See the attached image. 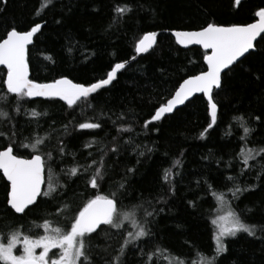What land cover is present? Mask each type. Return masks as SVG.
<instances>
[{
    "label": "trees",
    "instance_id": "trees-1",
    "mask_svg": "<svg viewBox=\"0 0 264 264\" xmlns=\"http://www.w3.org/2000/svg\"><path fill=\"white\" fill-rule=\"evenodd\" d=\"M41 5L42 0L0 2V38L12 26L26 31L35 23L43 24L29 47L32 80L50 82L68 77L89 85L106 78L115 63L127 61V67L112 85L77 106L68 107L59 99H29L20 101L17 114L11 96L8 102H0V108L12 117L10 122L0 118V131L7 132L14 125L16 144L34 142L37 137L45 140L40 152H50L52 157H45L46 181L57 189L52 197L41 196L39 207L33 206L26 215H14L6 205L9 186L0 174V235L17 227L24 234L40 235L43 228L35 225H43L45 220L67 229L71 216L95 191L85 187L87 176L97 166L92 164L95 159L104 165L101 194L116 191L118 182L124 181L123 205H143L137 218L149 221L153 235L146 244L138 243L145 253L162 250L152 257L153 264H160L163 257L165 264H171V258L192 264L216 256L212 219L219 193L230 199L256 236L239 233L226 239L228 252L214 264H264V159L258 156L247 165L243 163L246 149L264 148L261 37L253 51L223 74V87L213 94L218 104L217 123L210 130L205 131L211 119L204 95L147 129L142 127L183 80L207 69V51L198 46L181 47L170 31L201 29L208 23L249 24L257 19L255 13L264 9V0H241L239 7L234 6V0H53L37 16ZM124 5L132 11L121 16L116 8ZM148 32L159 33L157 44L137 56L136 46ZM6 71L0 69V93L6 89ZM32 110L41 115L32 117ZM121 114L124 120L118 119ZM83 122H99L102 128L79 130L77 125ZM129 126L133 132L119 131ZM244 127L252 131L246 135ZM8 143L0 137V149ZM89 144L91 147H86ZM61 146L63 153L59 152ZM112 148L118 151L112 152ZM14 151L29 157L32 149L14 146ZM77 164L89 171L70 178L68 170ZM129 168H135V173L127 172ZM166 172L171 173L167 181ZM172 186L175 194L170 191ZM236 187L254 190L233 196ZM65 204L69 207L61 213ZM161 208L163 211H158ZM146 211L155 214L146 217ZM122 231L126 234L134 228L125 223ZM93 236V264H108L119 249L120 236L114 229ZM143 259L132 246L124 258L125 264H143Z\"/></svg>",
    "mask_w": 264,
    "mask_h": 264
},
{
    "label": "snow or ice",
    "instance_id": "snow-or-ice-1",
    "mask_svg": "<svg viewBox=\"0 0 264 264\" xmlns=\"http://www.w3.org/2000/svg\"><path fill=\"white\" fill-rule=\"evenodd\" d=\"M0 2L7 4L8 0H0ZM52 3L53 0H42L41 8L37 10L36 15H41L43 10ZM240 5L241 0H234V6L239 7ZM131 11L132 9L127 5L116 8V12L121 16ZM255 16L259 18L258 22L246 25L223 26L208 23L197 31H176L175 36L178 38L179 44L184 46L202 45L204 49L211 50V53L205 56L207 70L186 79L174 96L166 104L159 107L154 115L143 123L142 127L147 129L149 125L160 121L164 114L172 113L178 105H183L185 101L197 93L206 95L210 111L211 122L205 131L215 126L218 118V104L213 98V93L214 90H220L223 87L222 73L226 76L227 72L225 70H233L232 66L241 61V57H244L246 53L255 47L254 42L258 36L264 41V35H262L264 34V9L257 11ZM42 28V23H35L26 31L17 30L12 26L6 30L5 36L0 38V65L5 66L7 69L6 78L3 81L6 89L0 93V102H8L11 96L17 114L20 112V101L22 100L34 98L54 100L58 98L66 102L68 107H73L77 106L78 102L89 101L90 97L94 99V94L106 88V86L112 85L113 81L117 79V74L127 67V62L115 63L111 71L107 73L106 78L87 86L74 83L67 78L54 80L51 83H38L29 79V45L34 43V37L41 32ZM156 36L157 33L155 32L146 34L137 44L136 52H147L155 42ZM40 115L41 113L35 110L31 111V116L34 118ZM0 118L9 122L12 119L10 114L2 108H0ZM118 119L124 120L125 117L121 114ZM239 119L242 120L243 118ZM256 119H259V117H256ZM77 127L79 130H98L102 128V124L99 122H83L79 123ZM119 131L130 133L134 129L129 126L121 128ZM251 131L252 129L244 127L246 135ZM16 134L14 125L7 132L0 131V137L9 141L3 149H0V170L3 171V175L10 182V189L6 192L8 209L14 215H26L32 211L33 206L39 207V197H52L57 189L53 187L51 181L45 180V157L48 160L52 158L50 152L45 154L40 152V146L45 143V140L37 137L34 142L16 144L14 140ZM127 143H131V141H127ZM14 146L17 148H31V158H22L15 154ZM86 147H91V144L86 145ZM110 150L112 152L118 151L116 148ZM63 151L64 149L61 146L59 152L63 153ZM143 154V152L139 153L141 156ZM258 156L264 159V148L246 149L243 154V163L247 165L250 160H255ZM176 163L179 165V161ZM92 164L97 166L87 176L85 187H90L95 191L93 196L87 199L78 211L71 216L67 229L54 226L52 221L45 220L43 225H35L37 228H43V235L36 237L25 235L20 227L9 231L5 235H0V262L2 264H93L91 258V242L95 239L93 234H96V236H99L101 232L107 234L109 229H114L115 233L120 236V246L114 257L109 258L108 264H125L124 258L130 251V246L134 247L144 258L143 264H153L152 257H155L162 250L156 248L152 253H145L138 243L143 241L146 244L153 235L151 228L148 227L149 221L147 219L140 221L137 218V211L142 209L143 205L137 204L127 208L123 205V197L126 195V183L124 181L118 182L116 191L101 194V182L104 181L105 176L104 165L102 161L97 162L95 159H93ZM88 171V167L77 164L68 170V175L70 178L77 177ZM135 171V168L127 169L129 173H135ZM170 175V172H166L165 181L168 180ZM229 179L232 178L229 177ZM45 184H47V191L42 192V186ZM66 187L64 186L65 189ZM252 190L254 188L242 189L236 187L232 194L236 196L237 193L243 194L245 191ZM170 191L175 194V187L172 186ZM68 207L65 204L60 212L64 213ZM158 211L162 212L163 209L161 208ZM154 214L153 211L145 212L146 217H152ZM220 221H226V223H220ZM125 223H130L134 231H127L125 234L122 231ZM212 223L218 225L215 235L216 256L208 264H214V261L220 255L228 252V246L224 242L225 238H235L239 233L256 236V232L246 225L239 214L235 212L229 213L228 217L213 220ZM17 247L21 249L20 255L15 254ZM37 249H42L39 255L36 254ZM52 249L59 250L58 257L49 256Z\"/></svg>",
    "mask_w": 264,
    "mask_h": 264
},
{
    "label": "rangeland",
    "instance_id": "rangeland-1",
    "mask_svg": "<svg viewBox=\"0 0 264 264\" xmlns=\"http://www.w3.org/2000/svg\"><path fill=\"white\" fill-rule=\"evenodd\" d=\"M221 197H222V199H221ZM215 199H216V202H217V208H216V214L213 217L212 221L213 220H219L220 217H228L229 216V213L235 212V210L233 209V207L231 205L230 199L228 197H226L225 195L219 193V194L216 195V198ZM220 223H226V221H220ZM246 225H248V224H246ZM248 226L251 227L250 225H248ZM214 228H215L214 229V240H215V235H216L217 230H218V225H214ZM43 234H44V230H43L42 234H40V235H43ZM25 235H29V234H25ZM31 236L36 237V236H39V235H31ZM228 238H231V237L225 238V241ZM5 242H6V240H5ZM41 252H42V249H37L36 250V254L37 255H39ZM15 254L16 255H20L21 254V249L19 247H17V249L15 251ZM58 255H59V250L58 249H52L49 252V256L50 257L56 258V257H58ZM212 258L210 260L209 259H203V260H200L199 262H193L192 264H208V262L211 261ZM163 259H164V257H163ZM163 259L161 260L162 262H160V264L161 263L162 264H165V261H163ZM168 259L169 258H167V260ZM169 260H170L169 262L171 264H185V263H182V262L174 261L172 258L169 259Z\"/></svg>",
    "mask_w": 264,
    "mask_h": 264
},
{
    "label": "water",
    "instance_id": "water-1",
    "mask_svg": "<svg viewBox=\"0 0 264 264\" xmlns=\"http://www.w3.org/2000/svg\"><path fill=\"white\" fill-rule=\"evenodd\" d=\"M258 17H257V19L255 20V21H253L252 23H255V22H258ZM244 25H246V24H244ZM223 26H229V25H223ZM197 30H200V29H196V30H173V31H170V34L171 35H173L174 36V38L176 39V41H177V43H178V38L175 36V32L176 31H197ZM148 33H150V32H148ZM148 33H146V34H148ZM155 33H157V36H156V38H155V42L152 44V46L148 49V51L147 52H143V53H137L136 52V55L137 56H141V55H144V54H146V53H148L149 51H151L155 46H156V44H157V41H158V32H155ZM145 34V35H146ZM144 35V36H145ZM262 35H264V34H262ZM143 36V37H144ZM143 37L141 38V39H143ZM35 38V37H34ZM260 38V36H258L257 37V40L254 42L255 43V45H256V43H257V41H258V39ZM139 43V42H138ZM179 44V43H178ZM181 47H184V48H188V47H192V46H198V47H201L202 49H204L203 48V46L202 45H188V46H184V45H181V44H179ZM31 45H29V47H30ZM255 49V47L253 48V49H251L248 53H246L245 54V56L246 55H248L251 51H253ZM205 51H207V54H210L211 53V50L209 49V50H206V49H204ZM244 56V57H245ZM244 57H241V60L244 58ZM127 62V61H126ZM205 62H206V60H205ZM238 62H240V61H238ZM237 62V63H238ZM206 65H207V62H206ZM234 66V65H233ZM6 69V67L5 66H3V65H0V69ZM7 70V69H6ZM207 70V69H206ZM205 70V71H206ZM225 71H227V70H225ZM200 74V73H199ZM199 74H196V75H199ZM223 74L224 73H222V77H223ZM194 76V75H193ZM191 76H189L188 78H190ZM61 78H67V79H69V80H71L70 78H68V77H61ZM61 78H58V79H61ZM188 78H186V79H188ZM29 79H31V72H30V68H29ZM58 79H56V80H58ZM185 79V80H186ZM185 80H183L182 82H181V84L179 85V87L177 88V90L176 91H178L179 90V88H180V86L183 84V82L185 81ZM35 81V80H34ZM73 81V80H72ZM36 82H38V81H36ZM51 82H53V81H50V82H38V83H51ZM74 83H77V82H75V81H73ZM78 84H82V83H78ZM85 85V84H84ZM87 86V85H86ZM175 91V92H176ZM216 90H214V92H215ZM175 92H174V94H175ZM174 94L169 98V100L174 96ZM214 94V93H213ZM198 95H204L205 97H206V95L205 94H202V93H197V94H195V96H192V97H190L187 101H185V103L183 104V105H178L177 107H176V109L173 111V112H175L177 109H179V108H181V107H183L184 105H186L189 101H191L194 97H196V96H198ZM207 98V97H206ZM34 99H46V98H34ZM56 99H58V98H56ZM66 103V102H65ZM167 103V102H166ZM165 103V104H166ZM172 112V113H173ZM172 113H168V114H164L163 115V117L162 118H164L165 116H167V115H170V114H172ZM14 153H15V151H14ZM16 154V153H15ZM18 155V154H17ZM20 156V155H19ZM22 158H31V156H29V157H23V156H21ZM0 172L2 173V175H3V171L2 170H0ZM3 177L6 179V181H7V178L3 175ZM45 180H46V172H45ZM8 182V181H7ZM9 183V185H10V182H8ZM45 186H46V184L44 185V186H42V192L44 191V189H45ZM40 198V197H39ZM39 198H38V200H39Z\"/></svg>",
    "mask_w": 264,
    "mask_h": 264
},
{
    "label": "flooded vegetation",
    "instance_id": "flooded-vegetation-1",
    "mask_svg": "<svg viewBox=\"0 0 264 264\" xmlns=\"http://www.w3.org/2000/svg\"><path fill=\"white\" fill-rule=\"evenodd\" d=\"M0 174H1V176L3 177V175H2V173L0 172ZM4 178V177H3ZM4 180L6 181V179L4 178ZM6 183L8 184V186H9V189H10V185H9V183L6 181Z\"/></svg>",
    "mask_w": 264,
    "mask_h": 264
}]
</instances>
